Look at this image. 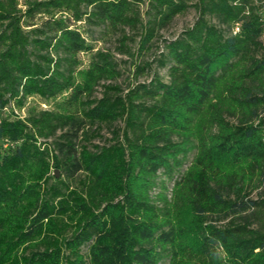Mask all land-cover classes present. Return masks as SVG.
Wrapping results in <instances>:
<instances>
[{
  "label": "trees",
  "instance_id": "16d2710c",
  "mask_svg": "<svg viewBox=\"0 0 264 264\" xmlns=\"http://www.w3.org/2000/svg\"><path fill=\"white\" fill-rule=\"evenodd\" d=\"M19 6L0 0V264H264V0ZM190 9L156 61L169 81L112 84L87 29L138 80Z\"/></svg>",
  "mask_w": 264,
  "mask_h": 264
},
{
  "label": "rangeland",
  "instance_id": "374dc122",
  "mask_svg": "<svg viewBox=\"0 0 264 264\" xmlns=\"http://www.w3.org/2000/svg\"><path fill=\"white\" fill-rule=\"evenodd\" d=\"M25 1L26 0H20L19 8H21L22 10H25L24 7ZM197 17H198V13L194 9H190L186 14L177 17L175 21L167 29L162 31L159 40L155 44L153 50L145 55V58L148 62H153L151 71H149L145 76H141L138 80L135 79V73H134L135 68L131 64L132 61L129 58L125 56H121L117 53V48L119 43L117 42L116 37L102 38L100 30H95V29L92 30L87 29L86 36L88 35L89 40L93 42L96 48H100L102 50L108 51L116 56L120 65L121 77L112 84L120 86L123 90L127 92V90L131 86H133L137 81L140 83L148 82L152 79V77L155 74L158 75L161 78V80L165 82L169 81L168 68H161L158 62L156 61L163 51L165 42L175 39L184 30L192 27ZM210 21L219 27H223L216 18H210ZM130 35H132V33H130ZM108 84L109 83H103V85H108ZM103 90H104V86H100L98 88L97 91L98 97L101 96ZM100 130H101L100 134L98 136H95L90 144L92 148L93 146L107 145L113 140L111 128L102 127L100 128ZM61 175L62 174L60 173L59 176ZM230 219L231 218L222 221L217 220V225L224 226L230 221Z\"/></svg>",
  "mask_w": 264,
  "mask_h": 264
},
{
  "label": "water",
  "instance_id": "95a60500",
  "mask_svg": "<svg viewBox=\"0 0 264 264\" xmlns=\"http://www.w3.org/2000/svg\"><path fill=\"white\" fill-rule=\"evenodd\" d=\"M56 177L59 178V171H56Z\"/></svg>",
  "mask_w": 264,
  "mask_h": 264
}]
</instances>
